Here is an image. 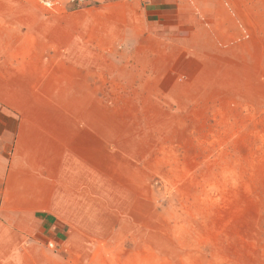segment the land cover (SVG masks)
<instances>
[{
  "label": "rangeland",
  "instance_id": "rangeland-1",
  "mask_svg": "<svg viewBox=\"0 0 264 264\" xmlns=\"http://www.w3.org/2000/svg\"><path fill=\"white\" fill-rule=\"evenodd\" d=\"M10 2L11 13L25 8L11 28L73 24L76 44L101 47L91 59L107 66L106 150L87 157L83 201L124 211L97 230L118 239L122 264H264V69L201 68L192 57L178 68L148 34L161 2Z\"/></svg>",
  "mask_w": 264,
  "mask_h": 264
},
{
  "label": "crops",
  "instance_id": "crops-1",
  "mask_svg": "<svg viewBox=\"0 0 264 264\" xmlns=\"http://www.w3.org/2000/svg\"><path fill=\"white\" fill-rule=\"evenodd\" d=\"M10 1L0 0V264H122L118 239L97 230L124 211L83 201L92 195L87 157L106 150L107 66L100 54L91 59L101 47L76 44L73 24L11 28L25 8L11 13ZM135 1L165 6L152 10L159 18L148 20V34L178 68L192 57L201 68L264 69V0ZM147 52L154 62L155 46ZM102 180L94 179V196L105 191Z\"/></svg>",
  "mask_w": 264,
  "mask_h": 264
},
{
  "label": "built area",
  "instance_id": "built-area-1",
  "mask_svg": "<svg viewBox=\"0 0 264 264\" xmlns=\"http://www.w3.org/2000/svg\"><path fill=\"white\" fill-rule=\"evenodd\" d=\"M46 6L53 8L56 5V1L55 0H41ZM75 1V0H73Z\"/></svg>",
  "mask_w": 264,
  "mask_h": 264
}]
</instances>
